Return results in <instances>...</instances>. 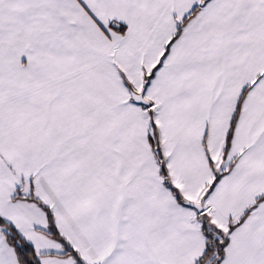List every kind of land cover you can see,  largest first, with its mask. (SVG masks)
<instances>
[{
    "label": "snow or ice",
    "instance_id": "obj_1",
    "mask_svg": "<svg viewBox=\"0 0 264 264\" xmlns=\"http://www.w3.org/2000/svg\"><path fill=\"white\" fill-rule=\"evenodd\" d=\"M0 264H264V0H0Z\"/></svg>",
    "mask_w": 264,
    "mask_h": 264
}]
</instances>
